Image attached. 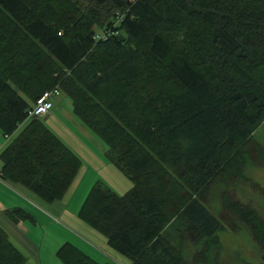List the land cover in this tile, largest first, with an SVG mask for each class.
Instances as JSON below:
<instances>
[{
	"label": "trees",
	"instance_id": "trees-1",
	"mask_svg": "<svg viewBox=\"0 0 264 264\" xmlns=\"http://www.w3.org/2000/svg\"><path fill=\"white\" fill-rule=\"evenodd\" d=\"M54 89L132 182L119 195L99 181L81 207L108 247L132 264H223L226 216L232 232L250 229L264 264V219L225 190L254 163L264 124V0H0V132L27 123L0 156L2 181L46 205L82 163L27 116ZM56 255L110 264L70 243ZM0 264H26L1 226Z\"/></svg>",
	"mask_w": 264,
	"mask_h": 264
},
{
	"label": "crops",
	"instance_id": "crops-1",
	"mask_svg": "<svg viewBox=\"0 0 264 264\" xmlns=\"http://www.w3.org/2000/svg\"><path fill=\"white\" fill-rule=\"evenodd\" d=\"M52 104V110L45 116L38 119H41L45 126L51 130L62 143H65L67 147L81 159V161L82 156H89L92 160L95 159V163H97L100 168H108L112 166L105 155V151L107 150L106 147L101 142L97 141L95 136L88 129L83 127L76 117L72 115L71 103L68 101L67 97L60 95L53 98ZM26 124L27 123L19 126V128L15 131V134L12 136L6 137L2 132H0V156L7 148L8 144L19 136L21 133L20 131L24 126H26ZM2 166H4V164L2 159H0V172H2ZM111 169L115 168L112 166ZM115 173L118 174V176L111 178L108 181L104 180L101 182L108 185L115 193L124 195L127 190L129 191L132 189V182L130 180H124V178H122V176L125 177L124 174L118 169ZM77 177H75V179ZM75 179L69 190L74 189L72 187L79 183L75 181ZM115 179H118L119 181L122 180L123 183L119 186L118 183L114 181ZM99 181L100 180H97L96 183ZM76 188L77 187H75V190ZM68 191L64 195L65 197L63 200L46 205L33 194L29 193V190L24 188L22 185L17 183L15 184L13 182L11 183L10 181H2V178L0 179V226L4 229V231H6V234L13 246L17 248V250H20L25 256L26 264H44V260L49 255V258L54 257L57 259L56 254L59 248L65 243H70V245L72 244L82 250V248L74 244V242H70L69 238H67L66 241L61 242L58 247L56 246L54 248V253L44 247L45 243L51 241L48 239L51 238L50 234L54 236V239L57 238L53 232L55 228L48 219L57 221L58 218L68 215H70V217H75L80 210L77 209L76 212H73V209H70L73 199L70 197L69 200H66ZM17 208L30 213L33 216L31 221H19L18 224L11 222L7 212ZM91 256L92 255H90V257ZM91 258L97 261L100 259L101 261L99 262L103 263L132 264L129 259H126L121 255L118 256L114 252L110 253L105 251V253L103 252V255L98 253L97 257L94 256Z\"/></svg>",
	"mask_w": 264,
	"mask_h": 264
},
{
	"label": "rangeland",
	"instance_id": "rangeland-1",
	"mask_svg": "<svg viewBox=\"0 0 264 264\" xmlns=\"http://www.w3.org/2000/svg\"><path fill=\"white\" fill-rule=\"evenodd\" d=\"M253 136L254 141L249 148L251 149L250 151L254 163L249 165L248 169L244 171V179H233L225 186V190L232 199L253 206L258 214L264 219V165H260V161H262L260 159L262 156L259 151L255 149V147H260L264 150V124L254 133ZM84 157L82 156L83 162L80 174L75 179V181L79 183L76 186L73 185L74 187L72 188L74 189L69 190L66 195V200H69L70 197L73 199V203L70 206V209H73V212H76L77 209H82L81 207L86 201L88 192L93 188V185H95L97 180L108 181L111 178L118 176V174L115 173L117 172V167L112 165L115 169H111L112 166H110L111 168L102 167V169L97 163H95V159L92 160L89 156ZM262 162H264V160ZM122 178L128 180L123 176ZM114 181H116L119 186L123 183L122 180L119 181L118 179H115ZM75 187H77L76 190ZM223 190L224 188L221 186L215 193L218 194ZM219 209L220 207L217 205L215 210L211 213L215 215L220 211ZM80 210L75 217H70V215H68L58 218L57 221L48 219L55 228L53 232L57 238L54 239V236L50 234L51 238L48 239L51 241L45 243L44 247L54 253V248L56 246L58 247L61 242L66 241V239L69 238L70 242H74V244L82 248L83 252L92 255L91 257H97L98 253L103 255V252L105 253V251L110 253L114 252L120 256L119 253H116L108 247L107 240L102 234L96 233V231L78 218ZM223 214L226 213L223 212ZM223 220V224L227 230L219 233V242L221 243L222 248L220 256L222 257L223 264H263L259 252L260 249L258 244L253 241V234L250 229L244 226V228L239 227L237 232H232L228 218L224 216ZM49 257L50 255L46 257L45 260L43 259L44 264H62L61 262H57L58 260L54 257ZM98 261L101 260L98 259Z\"/></svg>",
	"mask_w": 264,
	"mask_h": 264
},
{
	"label": "built area",
	"instance_id": "built-area-1",
	"mask_svg": "<svg viewBox=\"0 0 264 264\" xmlns=\"http://www.w3.org/2000/svg\"><path fill=\"white\" fill-rule=\"evenodd\" d=\"M97 39H102L101 33L97 34ZM60 96V91L57 89L52 90L51 92L46 93L39 100H37L35 106L27 112L29 118H40L45 116L53 108L52 99ZM2 178V172H0V179Z\"/></svg>",
	"mask_w": 264,
	"mask_h": 264
},
{
	"label": "water",
	"instance_id": "water-1",
	"mask_svg": "<svg viewBox=\"0 0 264 264\" xmlns=\"http://www.w3.org/2000/svg\"><path fill=\"white\" fill-rule=\"evenodd\" d=\"M121 39L124 40V37L122 36Z\"/></svg>",
	"mask_w": 264,
	"mask_h": 264
}]
</instances>
